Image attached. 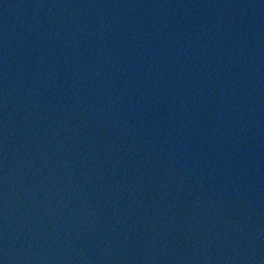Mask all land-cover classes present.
<instances>
[{
    "label": "water",
    "instance_id": "95a60500",
    "mask_svg": "<svg viewBox=\"0 0 264 264\" xmlns=\"http://www.w3.org/2000/svg\"><path fill=\"white\" fill-rule=\"evenodd\" d=\"M0 264H264V0H0Z\"/></svg>",
    "mask_w": 264,
    "mask_h": 264
}]
</instances>
